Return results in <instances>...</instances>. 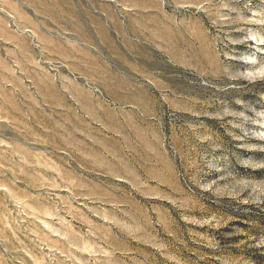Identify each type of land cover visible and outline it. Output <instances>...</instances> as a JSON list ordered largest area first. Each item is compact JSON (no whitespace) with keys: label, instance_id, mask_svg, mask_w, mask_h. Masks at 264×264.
I'll use <instances>...</instances> for the list:
<instances>
[{"label":"rangeland","instance_id":"obj_1","mask_svg":"<svg viewBox=\"0 0 264 264\" xmlns=\"http://www.w3.org/2000/svg\"><path fill=\"white\" fill-rule=\"evenodd\" d=\"M0 264H264V0H0Z\"/></svg>","mask_w":264,"mask_h":264}]
</instances>
